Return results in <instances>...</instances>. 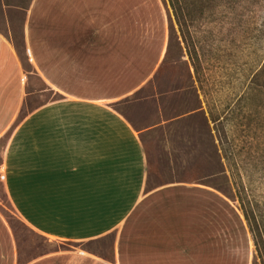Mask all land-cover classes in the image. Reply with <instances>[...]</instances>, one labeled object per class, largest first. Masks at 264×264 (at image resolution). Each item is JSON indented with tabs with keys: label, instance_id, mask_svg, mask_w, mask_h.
<instances>
[{
	"label": "crops",
	"instance_id": "0c3cea01",
	"mask_svg": "<svg viewBox=\"0 0 264 264\" xmlns=\"http://www.w3.org/2000/svg\"><path fill=\"white\" fill-rule=\"evenodd\" d=\"M23 42L51 96L21 115L28 72L0 32V177L20 220L72 247L25 264H242L241 221L210 188H147L144 134L164 121L140 127L119 109L139 107L166 53L162 0H31ZM110 235V259L71 246ZM0 264H17L1 212Z\"/></svg>",
	"mask_w": 264,
	"mask_h": 264
},
{
	"label": "rangeland",
	"instance_id": "374dc122",
	"mask_svg": "<svg viewBox=\"0 0 264 264\" xmlns=\"http://www.w3.org/2000/svg\"><path fill=\"white\" fill-rule=\"evenodd\" d=\"M30 1L0 0V32L12 41L28 72L21 115L51 96L24 57L23 23ZM162 3L168 24L164 58L140 92L145 99L139 107L119 106L140 127L151 119L164 121L144 134L147 188L170 182L210 188L224 201L221 211L228 223L241 221L236 248L242 264H261L242 208L264 232V0H181L180 24L168 1ZM4 144L5 137L0 162ZM1 179L0 212L16 242L17 264L72 248L20 220ZM71 246L110 259L113 236ZM227 247L233 249L234 243L228 241Z\"/></svg>",
	"mask_w": 264,
	"mask_h": 264
},
{
	"label": "trees",
	"instance_id": "16d2710c",
	"mask_svg": "<svg viewBox=\"0 0 264 264\" xmlns=\"http://www.w3.org/2000/svg\"><path fill=\"white\" fill-rule=\"evenodd\" d=\"M170 5L176 21L180 24L178 13L180 11L181 0H167ZM242 215L247 224L249 233L252 237L253 246L257 259L264 264V232L259 229L253 217H250L246 210L242 208Z\"/></svg>",
	"mask_w": 264,
	"mask_h": 264
},
{
	"label": "built area",
	"instance_id": "2783aa9c",
	"mask_svg": "<svg viewBox=\"0 0 264 264\" xmlns=\"http://www.w3.org/2000/svg\"><path fill=\"white\" fill-rule=\"evenodd\" d=\"M2 177V176H1Z\"/></svg>",
	"mask_w": 264,
	"mask_h": 264
}]
</instances>
